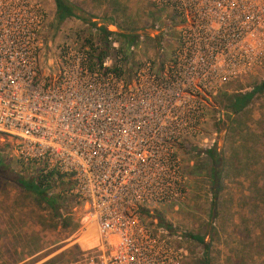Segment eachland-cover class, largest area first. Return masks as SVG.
<instances>
[{"label":"built area","instance_id":"1","mask_svg":"<svg viewBox=\"0 0 264 264\" xmlns=\"http://www.w3.org/2000/svg\"><path fill=\"white\" fill-rule=\"evenodd\" d=\"M145 1L166 12L155 31L175 29L166 62L143 55L125 75L118 50L98 63L71 43L39 75L41 0H0V147L71 182L95 242L69 264H184L179 236L136 210L181 198L176 142L201 134L209 93L264 60V0Z\"/></svg>","mask_w":264,"mask_h":264},{"label":"rangeland","instance_id":"2","mask_svg":"<svg viewBox=\"0 0 264 264\" xmlns=\"http://www.w3.org/2000/svg\"><path fill=\"white\" fill-rule=\"evenodd\" d=\"M68 1L77 7L76 17L56 24L53 1L41 0L46 22L36 59L39 75L55 72L65 44L96 51L101 44L98 24L111 31L104 58L114 62L118 50L125 75L143 55L158 63L167 61L175 29L163 25L155 31L153 25L164 21V9L145 0ZM126 35L133 38L129 40ZM262 79L264 60L248 74L229 80L205 97L201 134L177 141L174 148L187 177L183 195L140 212L153 227L156 215L170 224V233L179 236L186 250L184 264H200L203 256L200 243L189 234L209 242V264H264V88L237 112L227 105L232 92L248 91ZM209 147L219 155L213 202L208 175L212 162L204 149ZM38 167L20 163L11 157L6 145L0 147V264H69L78 257L80 247L95 242L90 227H79L67 176H54V183L45 188L46 195L55 200L57 214L34 192L6 176L18 174L29 180L39 173ZM88 234V241H84Z\"/></svg>","mask_w":264,"mask_h":264},{"label":"trees","instance_id":"3","mask_svg":"<svg viewBox=\"0 0 264 264\" xmlns=\"http://www.w3.org/2000/svg\"><path fill=\"white\" fill-rule=\"evenodd\" d=\"M53 1V5H54V11H53V19L55 21L56 24L62 22L65 18L67 17H76V13L75 10H77V7L70 3L68 0H52ZM89 24L94 26V22H89ZM98 29V31L101 33V44L98 45V49L95 52V62L100 63L101 60L104 58L105 54L107 53V49L110 45V40L108 38V34L111 32L110 30H108L106 28V26L104 24H98L95 25ZM126 38H128L129 40H131L133 37L132 35H126ZM87 42H90L88 40V38L86 39ZM93 50L90 51L91 54H93ZM115 69V68H114ZM264 88V79H262L260 82H258L257 84H255L254 86H252L248 91H238V92H232L228 97H227V105L228 108L232 111V112H237L239 111L241 108H244L247 103L249 102V100L253 97V95L257 92H260L261 89ZM209 159L211 160L212 164H210L209 166V179H210V191L212 192V202L214 201L215 195H216V189L218 188V184H217V172L215 169V163H216V159L219 158V155L216 154V152L214 151V148H204ZM61 174H57V176H60ZM7 178H9L10 180H12L13 182H15L16 184L20 185L21 187L28 189L32 192H34V194H36L37 196H39L40 198H42L44 200V202L46 204H48L53 210L54 213L57 214V210L54 208V203L55 200L46 195V187L51 185L52 183H54V177L52 175L51 172L48 173H42L41 171H39L38 174L35 175L34 178H30L29 180H25L23 178H21L20 175L15 174L13 175V178H10L7 174H6ZM213 184H215V188L213 187ZM147 207L145 206H140L136 212L140 215L141 211H145ZM157 216V220L154 221V224L156 225H161L164 228H166L169 231V229L171 228L170 224L168 222H164L163 219L161 218V216L156 215ZM190 238L196 240L198 243H200L202 250H203V256H202V260L200 261V264H209L208 263V258H207V248H208V243L207 241H205L203 239L202 236L200 235H192L189 234L188 235Z\"/></svg>","mask_w":264,"mask_h":264}]
</instances>
